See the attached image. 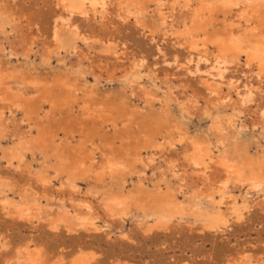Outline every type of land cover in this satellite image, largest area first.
Wrapping results in <instances>:
<instances>
[{"label":"bare ground","instance_id":"1","mask_svg":"<svg viewBox=\"0 0 264 264\" xmlns=\"http://www.w3.org/2000/svg\"><path fill=\"white\" fill-rule=\"evenodd\" d=\"M15 1L11 0L10 5H8L6 0H0V57L5 61H9L12 56H21L24 65L28 66L25 68L28 73L27 82L35 85L44 96L45 94L49 95V89L53 86L40 84L37 81V78L31 73L34 69V62L30 61V56L33 53V55L38 54L39 58L36 57L44 66L48 67L52 59H61V52H63L62 55L69 54V52L76 53V49L79 47L77 43L78 41L83 42L84 36L79 32L78 24L73 25V16L88 18L87 16L90 15V21L91 18L98 19L99 23L102 24L107 16L113 15L121 25L130 21L133 15L130 12V7L144 11L148 2H156L159 6L158 13L161 19L165 22L169 18L172 23L178 26L176 33L172 36V45L186 50V65L181 66L185 68V74H188V76L199 74V77H202L198 80L204 94V106L202 108L200 106L199 112L201 116L209 121L210 137L208 139L204 137L205 140H202L191 136L183 127L182 120L175 118L167 108L168 105L164 98L152 97L148 91L143 95L141 93L140 96L144 97L145 102H149V100L158 102L161 107H165L163 111L158 108L155 109L152 103V105L147 106V109L151 111L142 114L128 97L125 95L122 97L125 111L127 110L132 114L138 112V117L142 115L139 119H142L141 122L137 124L138 128L142 129V137H140V134L134 136L128 144H125V148L121 149L113 147V142L109 143L107 141L104 128L113 125L110 122L111 115L108 114L110 110L106 106L89 104L88 102L93 98L91 93L98 88L102 81L120 80V82L126 84V89L131 91L135 88L138 89L139 80L143 77L139 75V70L144 68V60L141 59L129 62L130 65L123 71V75L120 73L122 71L117 70L121 75L120 77L119 75L116 77L117 73L112 67L113 70L110 71L106 66H92L88 60L89 63L86 61L88 64L85 62V65L82 60L78 59V62L72 66L71 63L69 68H65L66 65H63V72H59V77L55 79L54 85L59 92L67 90L64 85L65 81H71L73 87H75V90L67 94L68 102L63 103L69 116L75 114L73 106L76 104L77 94H85V92L89 94L87 96L88 102L85 103V100H83L82 111L87 113L85 107L89 106V109L94 112L96 122L99 125L95 136L99 138V142L105 140L100 154L95 153L97 147H95V136L92 134L87 137L85 135L86 140L82 147L72 148L70 143L76 137H74L73 132H69L64 137L67 145L62 146L61 144L58 145L57 134L55 133L41 132V136L38 138V136H32L30 129H22L23 123L26 124L32 116L38 117L41 106L32 110L26 108L19 125H13V128H11L9 126L11 122L9 123V119L5 118L4 112L6 110L10 113L8 115H13L15 108L21 103V97L10 95L9 85L4 81L7 74L0 71V94L4 100L3 104L5 103V107L0 109V161L4 160L8 170H13L14 174H19L26 180L25 185L19 187L14 177H8L0 173V198H2L0 202H3V204L0 203V211L3 214L6 215L5 210L8 206H14L16 211L20 212L18 214L23 215L22 220L32 224L31 220L34 216H31V213L47 208L50 210L51 205L55 204L58 205L57 207L60 206V210L64 215L62 217L61 215L57 216L56 223L63 225L65 229H73L72 225L68 223L70 219L79 221V226L91 227L96 231H106L108 229L109 232L110 226L115 222L121 224L126 222V216L130 213L129 200H131L130 205L133 209H138L143 217L148 219L143 222L144 224L153 220L155 222L153 223L159 226L162 223L170 224L176 219L184 220V217L188 214L177 199L178 195H182L187 208L191 210L189 216L192 217L194 223L200 224L202 230L219 231L222 227H227L229 218L238 222L242 220L243 214L250 203L248 204L247 201L243 200L238 205L235 196L233 197V194H231L230 187L233 186L235 189L237 187L246 188V193L254 190L264 192V153H261L259 157L253 155L250 152V145L241 141L237 131L240 116L249 110L251 111V104L256 101L259 87L253 88L245 81L241 85L238 82H232V80L226 82L224 80L229 75L231 68L236 69L237 66L244 68L245 73L253 76L259 85L264 80V0H245L246 6L242 9L237 7L236 2L229 0H223L226 5L222 7H214L212 4L204 2L192 4L190 0H171L168 13H166L167 11L163 13L165 11L164 4L159 0H49L53 8L52 20L48 30L49 41L42 44L40 48L37 47L38 50L36 51L34 47L40 39L38 38L37 41L33 35L31 37L27 36L26 30V35L22 32L25 15L11 7V3L13 4ZM223 1L220 0L224 3ZM219 14L224 17L221 23H217ZM134 25L136 24L134 23ZM27 30L30 31L31 29L27 28ZM11 33L14 41L9 40ZM90 39L92 38L90 37ZM2 41L8 45V50H5ZM109 43L111 44V42ZM122 52L120 54L116 51L109 52L108 48L105 47V53L112 56L120 64H122L120 62ZM158 52L161 53V51ZM78 57L77 54L76 59ZM1 58L0 64H6ZM242 58L243 60H241ZM68 59L70 60V57ZM64 61L61 60L63 63ZM241 61H243L242 65L240 64ZM171 62L179 67L177 55L171 58ZM192 64L193 67H189ZM62 74L63 77H61ZM87 75L92 76L90 83L87 80ZM243 78L245 79L244 76ZM153 88L156 87L153 86ZM76 90L78 93H75ZM48 98L50 99L49 96ZM198 98L200 99V97ZM3 104H1L2 107ZM189 108L191 109V107ZM37 109L38 111H36ZM138 117L135 116V120ZM247 117L249 116L247 115ZM128 120L125 117V124ZM250 121L253 128H261L264 138V105L258 108L254 119H250ZM39 124V122L35 124L38 133L42 129ZM164 131L166 132L164 138L170 140L168 145L171 149L175 152L176 146L179 145L180 147H177V149L179 148L182 154V163L178 162L179 158L177 156V159L166 161L168 162L166 165L167 174H170L178 182L177 190H173V187L166 183V171L165 174L163 173L164 176L160 174L162 180H159L160 182L156 181L153 192L146 189L145 185H142L145 182H141L145 179V170H142L137 176L139 187L134 191L126 192L128 178L124 165L125 160L130 159V162L137 163L142 159L140 155L142 150L145 152V150L161 149L162 144L164 145L165 142L160 146L159 143H156V140L160 135L162 136ZM210 138L215 139L214 144L211 143ZM4 143L7 145H4ZM164 146L166 147V145ZM162 151H160V154ZM97 159H100V165L97 164ZM149 162H153V159ZM33 163H36L35 166ZM162 169L164 170V168ZM50 170L52 171L51 174ZM54 182L58 183L55 193L52 190ZM81 182L87 184V188L85 191L83 190V193L80 191L82 187L79 183ZM162 184L165 189L164 192L161 189ZM223 205L226 206V211L222 210ZM259 205L264 214V199ZM100 220L103 221V226L98 225ZM142 224H138V226ZM73 227L75 228V226ZM107 234L109 235V233ZM3 240L0 237V255L6 252L9 247L6 238ZM29 240L24 242L23 249L25 251L30 248ZM32 247L33 252L27 255V261H20L21 263L18 261L19 264H64L47 260L41 261L39 249ZM80 254H83V252ZM249 254H238L235 259L228 260L225 264H264L261 259L256 260L259 256L253 261ZM15 259L14 255H6L2 264H14ZM78 261L80 259L75 257L68 260L66 264H87V261Z\"/></svg>","mask_w":264,"mask_h":264},{"label":"rangeland","instance_id":"2","mask_svg":"<svg viewBox=\"0 0 264 264\" xmlns=\"http://www.w3.org/2000/svg\"><path fill=\"white\" fill-rule=\"evenodd\" d=\"M159 1L164 4L163 8H165V11H163V13L166 11V13H168L171 0ZM190 1L192 4L204 2L206 4H212L214 7H222L226 5L223 0L222 1L224 3L220 2V0ZM229 1L236 2L235 4L239 9L246 6L245 0ZM10 2L11 0H6L8 5H10ZM11 7L25 15V23L22 32L25 34L26 30L27 36L31 37L33 35L37 41L40 39L37 42L36 47H34L35 51L38 50L42 44L49 41L48 30L51 24L53 12V8L49 0H16L13 4L11 3ZM158 8L159 6L154 1L148 2L144 11L130 7V12L133 15L128 23L121 25L117 22V19H115L113 15L107 16V19L103 20L102 24L99 23L98 19H96L98 22L92 18L90 21V15L87 16L88 18L85 17L86 19L84 16H73V25L78 24L77 26L79 28V32L84 36L83 42L78 41L79 44L77 43V45L79 47H77L76 53H73L74 55L69 52V54L67 53L66 55L70 56H66L65 54H63L65 55L63 56V52H61V59H52L48 67L41 63L38 59V54L33 55V53L30 56V61L34 62V69L31 73H33V75L37 78V81L40 84L53 86L49 89V95L45 94L44 96L38 91L35 85L27 82L28 73L25 68L28 66L24 65L21 56H12L9 61H5L0 57L7 64H0V71L7 74V76L4 77V81L7 85H9L10 95L12 94L14 96L21 97V103L15 108V113L13 115H8L10 113L6 110L4 112L5 118L9 119V123H12L13 121V123H10L9 126L13 128V125H19V121H21L24 117V111L26 108L32 110L35 107L41 106L38 117L35 118V116H32L31 120L27 121L26 124L23 123L24 125L22 124V129H30L32 136H38V138L41 136V132L48 131L55 133L57 134L58 145L61 144L62 146L67 145L66 141H64V137L69 132H73L74 137H76L74 141L70 143L71 147H82L89 134L95 136L96 129L99 125L96 122L94 112L89 109V106L85 107L87 113L82 111V107L84 106L83 100H85V103L88 102L87 96L89 94L87 92H85V94H80L76 90L75 93H78L79 95L77 94L76 104L73 106L75 114L74 116H69L67 113V108L63 103L68 102L67 94L68 92L75 90V87H73L71 81H65L64 85L67 87V90L59 92L54 85L56 82L55 79L59 77V72H63V65H66L65 68H69V65L71 63V66L76 64L78 59L80 61L82 60L84 64L88 60L92 66L103 65L110 71L113 68L115 73H117V77L120 73L123 75V71L129 67L132 61H138L141 59L144 60V68L139 70V75L143 77L139 80L138 89L135 88L132 91L128 90L125 88L126 84H123L120 80L110 82L102 81L98 88L93 90L91 93L93 98H91V101L88 102L89 104L92 103L96 106H106V108L110 110L108 114L111 115L110 122L113 123V125L111 124L104 128V131H106L107 141L109 143L113 142V147L115 146L117 149H121L125 148V144H128L134 136L140 134V137H142V129L137 126V124H139L142 120H139L142 115L138 117V112L132 114L127 110L125 111V104H123L124 101L122 97H124V95L128 97L133 105L142 114L151 111L147 109V106L152 105V103L154 104L155 109L158 108L163 111V108L165 107H161V104L158 102H154L153 100L145 102L143 100L144 97L140 96L141 93L143 95L148 91L152 97L157 96L160 99L164 98L166 104L168 105L167 108L171 111L175 118L182 120L184 123L183 127L191 136H195L202 140H205L203 139L204 137L208 139V137H210L208 129L209 121L205 117L201 116L199 112L200 106L201 108L204 106V94L201 91L202 87L198 80L202 77H199V74L189 76L188 74H185L186 70L181 66L186 65V50L178 48L177 46L173 47L172 45V36L176 33L178 26L175 23H172L169 18H167L164 22L158 13ZM222 20H224V17L219 14L217 23H221ZM134 23L136 25H134ZM26 27L30 28L32 31L27 30ZM10 35L11 36L8 35L9 40L14 41L12 33ZM25 35L23 36L25 37ZM90 37L92 39H90ZM85 39L88 40L86 41ZM2 42L6 48L4 49L8 50V45L5 44L4 41ZM109 42H111V44ZM105 47L108 48L109 52L116 51L120 54V52L123 51L122 60H120L122 64L117 63L116 60H114V58L109 54L107 55V53H105ZM158 51H161V53ZM77 54L79 57L76 59ZM174 55L178 56L179 67H176L171 62V58ZM83 56L84 58L82 59ZM69 57L70 60L68 59ZM62 58L66 60L64 61ZM61 60L64 61V63L61 62ZM241 60H243V58ZM87 62L86 64L89 63ZM167 63L169 64L167 65ZM240 64L242 65L243 61H241ZM189 67L192 68L193 64ZM202 67H204V65H202ZM117 70L122 72L119 73ZM121 75H119V77ZM87 76V80L90 83L92 81V76ZM61 77H63V74ZM230 80H232V82H238L241 85L244 84L245 81L252 85L253 88L259 87L256 101L251 104V111L249 110L243 113L237 124V131L239 132L241 141L244 144H249L251 150L250 152L253 155H256V157H259L261 156V153H264V138L261 133V128H253L251 126L250 119L253 120L256 112H258V108L264 105V80H262V83L259 85L257 80L250 74L245 73L244 68L241 66H237L236 69L231 68L229 75L224 81L226 82ZM153 86L156 88H153ZM224 91H226V89H224ZM164 94H166L167 97ZM197 96L200 97V99ZM3 102L4 100L0 94V109L5 107V103L3 104ZM1 104H3V107ZM183 104L188 109L184 107ZM189 104L191 109L188 107ZM36 111H38V109ZM246 113L249 117H247ZM135 116L138 117L136 120ZM125 117L129 119L126 124ZM14 121L16 122L14 123ZM249 121L250 123H248ZM38 122L40 123L39 127H42L39 133L35 126ZM240 123L241 125H239ZM165 136L166 132L164 131L162 132V136L160 135V137H158L156 143H159L161 146V144L165 142L164 145H166V147L162 144L161 149L156 148L157 151L156 149L152 151L145 150V152L142 150L140 153L142 159L137 163L130 162V159H126L127 161L125 160L127 164L125 163L124 165L127 173L126 176L128 178L126 183V192L134 191V189L139 187L138 185L140 184H138L137 176L142 170H145V179L141 181L142 183H145L142 185H145L144 187H146V189L153 192L156 181L160 182L162 180V176H160V174H165L166 165L168 164L166 161L174 159L177 156V158H179L178 162L182 163V154L180 153V149H177V147L180 146H176L175 152L177 151V153H175L168 145L170 144V140L168 138H164ZM94 139L95 147H97L95 153L100 154L104 147L105 140L99 142V138L96 136ZM5 140L8 142L7 139ZM214 140L215 139L210 138L212 144H214ZM4 145L7 144L4 143ZM160 151H162L161 154ZM171 155L174 157L172 158ZM151 159H153V162L150 163L149 161ZM96 161L97 164L100 165V159H97ZM163 163L164 165H162ZM35 164L33 163L34 166ZM160 168H164V170H161ZM51 172L52 171L50 170V174ZM0 173L8 177H14L19 187L24 186L26 183V180L23 177L19 174H14L13 170H8L6 168L4 160L0 161ZM165 178L166 183H169L173 187V190H177L176 188L178 186V182L175 178L173 179L170 174H167V171ZM54 183L55 184H53L52 190L55 193V188L57 189L58 183ZM79 184L82 187L80 191L83 193V190L85 191L87 188V184L85 182H81ZM161 189L162 192L165 191L163 184L161 185ZM245 189L246 188L243 187H237L236 189L233 186L230 187L231 194H233V197L235 196L234 198L236 199L238 205H240L243 200L247 201L248 204L250 203L248 209L245 211L247 213L244 212L242 220L239 222L229 218L230 220L227 227H222V230L220 229L219 231L202 230L200 224L194 223L192 221V217L189 216L191 210L190 208H187L182 195H178L177 199L181 207L184 208L185 212L188 214V216L186 215L184 217V220L180 221L176 219L170 224L162 223L159 226H156L153 220L144 224L143 222L148 219H145L138 209H133L130 205L131 200H129L128 208L130 213L126 216V222L123 224L115 222V225L113 224L110 226L111 229L109 228V232L108 229L106 231H96V229L93 230L91 227L79 226V221H72L70 219L68 223L72 225L73 229H65L63 225L56 223L58 219L57 216L61 215L62 217L64 215L62 210H60V206L57 207L58 205L56 206L55 204L51 205L50 210L47 208L36 210L31 213L30 215L35 218L31 220L33 222L32 224L22 220L23 215L20 216L18 214L20 212H17L14 206H8L5 210L6 215L0 211V237L2 238V241L6 238L9 243V247L6 252L0 255V264L3 263L6 255H14L16 258L14 264H19L21 263L20 261H27V255L33 252L32 246H34V249H39V258L41 261L47 260L60 263L62 262L64 264H66L68 260L75 257L80 259L78 262L87 261V264H225L226 261L235 259L237 255L241 253H250L249 256L253 259V261H255V258L259 256L256 260L261 259V262H264V214L261 210V206L259 205L262 199H264V192L254 190L246 193ZM245 194L249 196L246 197ZM10 197H12V195H10ZM0 201H2V198H0ZM54 203H56V201H54ZM1 204H3V202ZM225 207L226 206L224 205L222 206L223 211H226L227 208ZM134 221H136L135 223L137 225L133 223ZM98 222L99 224H97L99 226H103V221L100 220ZM138 224L142 225L138 226ZM188 224L190 225L188 226ZM52 225L54 226L52 227ZM73 226H75V228ZM107 233H109V235ZM28 240L30 241V248L28 251H25L23 249V245L24 242ZM82 252L83 254H80Z\"/></svg>","mask_w":264,"mask_h":264}]
</instances>
